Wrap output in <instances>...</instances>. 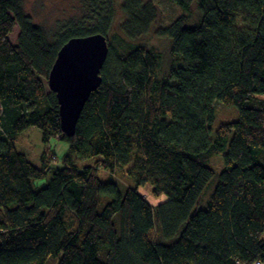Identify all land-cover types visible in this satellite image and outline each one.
Listing matches in <instances>:
<instances>
[{
	"label": "trees",
	"instance_id": "obj_1",
	"mask_svg": "<svg viewBox=\"0 0 264 264\" xmlns=\"http://www.w3.org/2000/svg\"><path fill=\"white\" fill-rule=\"evenodd\" d=\"M170 1L200 20L161 27L172 43L163 77L160 50L137 41L157 19L151 1L123 0L112 47L116 0H76L84 15L53 35L23 0H0V264L264 263V0ZM97 33L109 45L103 82L68 135L44 79L66 42ZM216 103L238 116L213 132ZM30 129L69 144L61 168L18 147ZM73 155L111 172L134 164L135 187ZM147 184L166 200L150 204Z\"/></svg>",
	"mask_w": 264,
	"mask_h": 264
},
{
	"label": "rangeland",
	"instance_id": "obj_2",
	"mask_svg": "<svg viewBox=\"0 0 264 264\" xmlns=\"http://www.w3.org/2000/svg\"><path fill=\"white\" fill-rule=\"evenodd\" d=\"M76 0H23V5L27 12L33 17L37 24H40L46 28V30L53 35L59 32L60 28L69 23L72 18H80L84 15L83 11L79 8L76 9L73 3ZM144 2L151 1L157 8V19L153 24L148 34L142 35L137 41L146 42L148 45L157 47L162 53V63L160 75L167 76L171 64V40L168 37L160 35V29L162 26L170 24L180 15H187L188 23L195 25L200 20V13L196 6H192V11L184 13L183 10L174 2L170 0H143ZM123 0H116V20L109 32V40L112 41V47L115 46V36L123 35L122 22L124 21L121 5ZM20 34L19 26L17 25L13 32L10 34V40L12 43L17 44ZM46 90L49 91V84L44 79ZM216 122L213 125V132L224 123L234 121L238 116V111L233 106H227L221 103H216ZM18 147L27 152L29 159L35 164L40 165L43 155H47L48 158L52 155H56L51 162V168H61L64 157L69 153V144L58 139H52L49 143L45 144L42 141V134L37 129H30L22 134L17 141ZM76 163L81 167L92 166L98 173L103 182H106L113 178L116 180L123 190V192L129 187H135V182L130 175L131 168L134 164L126 166L121 169H116L114 172L105 170L98 166V158L89 160H81L73 155ZM213 166L220 168L222 165V156H217L212 162ZM36 186H41L45 183V180L35 181ZM213 187H209L202 200V207L207 205V199L209 198ZM139 192L146 200L153 206H157L166 200L165 195L156 196L154 194V188L151 184L139 187ZM54 264V263H52Z\"/></svg>",
	"mask_w": 264,
	"mask_h": 264
},
{
	"label": "water",
	"instance_id": "obj_3",
	"mask_svg": "<svg viewBox=\"0 0 264 264\" xmlns=\"http://www.w3.org/2000/svg\"><path fill=\"white\" fill-rule=\"evenodd\" d=\"M108 55V40L102 33L71 38L60 49L48 84L57 94L61 127L68 135L75 133L87 101L101 86Z\"/></svg>",
	"mask_w": 264,
	"mask_h": 264
},
{
	"label": "built area",
	"instance_id": "obj_4",
	"mask_svg": "<svg viewBox=\"0 0 264 264\" xmlns=\"http://www.w3.org/2000/svg\"><path fill=\"white\" fill-rule=\"evenodd\" d=\"M254 264H264L263 262L257 261Z\"/></svg>",
	"mask_w": 264,
	"mask_h": 264
}]
</instances>
